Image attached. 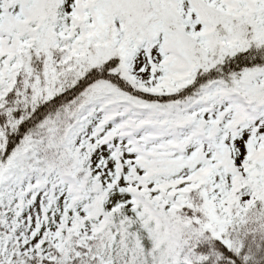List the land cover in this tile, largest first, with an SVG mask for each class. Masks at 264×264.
I'll list each match as a JSON object with an SVG mask.
<instances>
[{"label": "snow or ice", "instance_id": "obj_1", "mask_svg": "<svg viewBox=\"0 0 264 264\" xmlns=\"http://www.w3.org/2000/svg\"><path fill=\"white\" fill-rule=\"evenodd\" d=\"M0 264H264V0H0Z\"/></svg>", "mask_w": 264, "mask_h": 264}]
</instances>
